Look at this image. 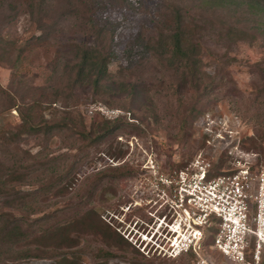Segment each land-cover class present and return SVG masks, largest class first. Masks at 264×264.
<instances>
[{
    "label": "rangeland",
    "instance_id": "1",
    "mask_svg": "<svg viewBox=\"0 0 264 264\" xmlns=\"http://www.w3.org/2000/svg\"><path fill=\"white\" fill-rule=\"evenodd\" d=\"M10 2L14 9L6 6ZM38 12L47 29L43 40L33 43L40 31L26 4L0 0V131L14 130L19 123L13 106L45 94L53 105L37 123L71 113L86 125L96 117L118 116L125 124L114 138L82 153L79 162L67 132L25 135L9 145L0 136V213L17 217L36 232L93 208L129 244L113 247L109 264L225 263L206 230L195 252L174 255L170 242L164 243L175 235L168 233V225L185 228L183 207L173 197L180 171L188 168L187 182L200 165L213 176L236 168L237 161L249 162L254 170L264 167V11L243 0L227 5L218 0H43ZM176 20L195 46L199 92L175 91L176 73L154 54L153 47ZM67 42L114 46L115 58L107 66L114 85L98 95L84 86L70 94L61 54ZM144 43L149 58L135 66L145 53ZM129 84L136 86L135 93ZM206 121L221 134L208 137L210 144ZM123 163L122 179L96 174ZM9 170L22 173L23 181L10 182ZM67 183L72 184L68 191ZM46 214L51 217L41 219ZM202 219L194 221L209 223L211 229L217 223ZM158 239L160 247L154 244ZM85 240L102 246L91 237ZM93 256L83 254V263Z\"/></svg>",
    "mask_w": 264,
    "mask_h": 264
},
{
    "label": "trees",
    "instance_id": "2",
    "mask_svg": "<svg viewBox=\"0 0 264 264\" xmlns=\"http://www.w3.org/2000/svg\"><path fill=\"white\" fill-rule=\"evenodd\" d=\"M22 1L26 4L29 16L38 25L40 31V35L35 37L33 43L41 42L44 30L47 29V25L38 16L39 4L43 0H40V3L35 0ZM218 1H222L226 5L230 4V0ZM243 1L264 11V0ZM6 6L14 9L16 4L10 2ZM143 46L145 53L138 56L135 66L144 63V60L149 58L147 56L149 46L146 43ZM113 47L111 45L105 47L100 44L85 46L75 42L62 44L61 54L64 55L67 62L64 66L66 67L64 75L66 74L70 83V94H73L76 87L84 86L90 87L91 91L98 95L103 88L114 85L107 71L108 64L115 58ZM194 48L195 46L188 40L179 20H176L175 26L165 33L153 47L154 54L164 59L176 73L179 84L176 85L175 91L181 93L200 91V78L196 71L198 60L193 58ZM60 59H56V62ZM129 85V91L135 93L136 86ZM45 96L46 94L29 103L13 106L19 123L14 130L0 131V136L7 138L8 145L19 142L25 135H47L52 130H57L58 133L67 132L73 139V145L77 147L76 150L79 154L76 158L79 162L85 157L82 153L90 151L95 145L107 139L114 138L118 131L124 127L125 118L123 116H118L113 120L96 117L86 125L82 119L71 118V113L59 121L37 123L36 120L44 116L46 112L48 113L53 105V102ZM122 154L119 153L120 156H123ZM24 159L25 161L30 159L28 154ZM103 172L109 173L107 177L110 180L122 179L124 178V163L110 166L96 174ZM69 173L70 169L67 170L65 176L67 177ZM7 175L8 178L11 177L10 182H20L24 179V175L16 170H9ZM68 185L67 183L66 191H68ZM70 185L69 187H71ZM93 191L94 189L89 192V197L95 193ZM6 203L8 204L6 206H12V202ZM86 203L88 202H83V204ZM50 217L51 215L46 214L41 219L47 220ZM27 228L30 227H26L25 223L17 217L0 213V257H2L0 264H30V262L25 263V260H43L47 261L46 264H85L81 256L87 252H92L94 255L89 264H109L108 258L112 256L111 249L113 247H119L123 243L129 245L116 230L96 216V211L93 208L74 215L70 221L54 222L36 232H30ZM86 237H91L103 247L92 246L90 241L85 240ZM83 240L86 242L83 243ZM3 248L5 250L2 252ZM5 255L7 256L5 257Z\"/></svg>",
    "mask_w": 264,
    "mask_h": 264
},
{
    "label": "built area",
    "instance_id": "3",
    "mask_svg": "<svg viewBox=\"0 0 264 264\" xmlns=\"http://www.w3.org/2000/svg\"><path fill=\"white\" fill-rule=\"evenodd\" d=\"M209 121L203 125L207 144L211 143L208 137L221 138ZM236 163V168L214 176L200 165L187 182L188 168L177 174L173 197L183 207L185 228L168 225V233L175 235L164 243H171L168 247L177 251L174 255L195 252V247L205 240L206 230L213 234V247L225 261L223 264H264V167L254 170L247 161ZM191 214L196 220L210 218L217 223L211 229L209 223L204 226L205 222L195 219L190 222ZM161 242L158 239L154 244L160 247Z\"/></svg>",
    "mask_w": 264,
    "mask_h": 264
},
{
    "label": "bare ground",
    "instance_id": "4",
    "mask_svg": "<svg viewBox=\"0 0 264 264\" xmlns=\"http://www.w3.org/2000/svg\"><path fill=\"white\" fill-rule=\"evenodd\" d=\"M145 240L147 239V237L146 238H144Z\"/></svg>",
    "mask_w": 264,
    "mask_h": 264
}]
</instances>
